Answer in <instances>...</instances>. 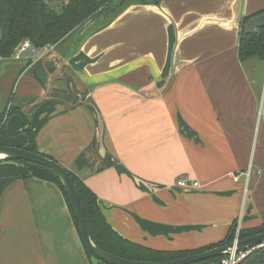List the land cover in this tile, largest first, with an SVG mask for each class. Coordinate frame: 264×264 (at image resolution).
Masks as SVG:
<instances>
[{"label":"crops","instance_id":"0c3cea01","mask_svg":"<svg viewBox=\"0 0 264 264\" xmlns=\"http://www.w3.org/2000/svg\"><path fill=\"white\" fill-rule=\"evenodd\" d=\"M263 10L137 3L44 55L0 58L1 106L20 111L5 119L10 144L30 149V129L120 235L151 248L197 249L235 221L263 223L264 61L238 55L242 20ZM0 264H98L57 184L21 179L1 193Z\"/></svg>","mask_w":264,"mask_h":264},{"label":"trees","instance_id":"16d2710c","mask_svg":"<svg viewBox=\"0 0 264 264\" xmlns=\"http://www.w3.org/2000/svg\"><path fill=\"white\" fill-rule=\"evenodd\" d=\"M161 0H0V58L10 59L20 43L28 40L38 51L48 45H57L74 30L92 23L85 34L105 26L118 17L127 7L137 3H160ZM263 11L258 14L263 13ZM257 14V15H258ZM251 18L241 22L238 55L241 61L258 58L264 61V27L258 33L247 34L244 26ZM28 64V63H27ZM19 109L2 107L0 103V146H10L5 119ZM32 143L31 151L40 152L30 129H25ZM55 160V159H54ZM68 170V169H67ZM77 187L83 206L88 230L94 243L101 249L131 261L167 262L209 248L222 246L235 240L238 224L233 222L226 237L214 244L190 250H162L151 248L120 235L102 213L98 197L78 176L68 170ZM28 178H39L59 186L67 201L79 237L89 255L81 234L80 224L72 207L70 197L57 174L50 168L26 160L0 162V195L13 182ZM264 232V222L250 228H241L239 239ZM92 256V255H91ZM222 257L213 258L208 263ZM240 264H264V248L250 254Z\"/></svg>","mask_w":264,"mask_h":264},{"label":"water","instance_id":"95a60500","mask_svg":"<svg viewBox=\"0 0 264 264\" xmlns=\"http://www.w3.org/2000/svg\"><path fill=\"white\" fill-rule=\"evenodd\" d=\"M93 23V22H92ZM88 24L86 29L92 24ZM264 27V12L256 16L251 17L244 26L245 32L247 34L258 33L261 28ZM15 160H26L29 162L37 163L50 168L59 177L62 185L65 187L72 207L75 211L76 217L80 224V230L82 237L84 239L86 248L90 254L104 262L105 264H196L203 261H208L213 258L222 257L229 255L233 252H238L242 250H247L256 246H260L264 243V232L249 236L244 239L234 240L231 243L224 244L222 246H216L209 248L201 253L191 254L182 258L167 262H146V261H131L125 258H121L114 254H111L99 246H97L91 238L88 230V224L86 215L81 204L77 187L74 183L73 178L65 168L58 161L44 156L41 153H36L27 148L17 147V146H0V162L1 161H15Z\"/></svg>","mask_w":264,"mask_h":264},{"label":"built area","instance_id":"2783aa9c","mask_svg":"<svg viewBox=\"0 0 264 264\" xmlns=\"http://www.w3.org/2000/svg\"><path fill=\"white\" fill-rule=\"evenodd\" d=\"M55 45H48L42 50H37L34 46L31 45V43L27 40L25 41L19 48L17 49L16 53L14 54L15 59H20L22 57V54L26 51H30L34 56L39 55L40 53L46 54L49 51L53 50ZM249 176V173L246 174ZM238 176H235V180L238 181ZM178 185L188 188V187H196L199 186V182L196 180L189 181L187 179H180L178 181ZM241 226L238 224L237 230H236V238L235 240L239 239ZM264 248V243L260 246H256L247 250H242L238 252H233L229 255L222 256V258L218 260H213L208 263H202V264H240L243 260H245L250 254H252L254 251ZM201 264V263H196Z\"/></svg>","mask_w":264,"mask_h":264},{"label":"rangeland","instance_id":"374dc122","mask_svg":"<svg viewBox=\"0 0 264 264\" xmlns=\"http://www.w3.org/2000/svg\"><path fill=\"white\" fill-rule=\"evenodd\" d=\"M85 29H86V28H83V29L81 28L80 31H82V32L84 33V31H86L88 28H87L86 30H85ZM25 41H27V40H25ZM25 41H23L22 43H20V44L18 45V47L16 48V51H17V49L19 48V46H21ZM16 51H15V53H16ZM28 53H30L29 50L25 52V54H28ZM30 54H31V53H30ZM13 58H14V56H13V57H10V60L13 59ZM8 59H9V58H8ZM235 238H236V236H235ZM94 260H95V262L98 263V264H99V263H100V264H105L104 262H102V261H100V260H98V259H96V258H94Z\"/></svg>","mask_w":264,"mask_h":264}]
</instances>
